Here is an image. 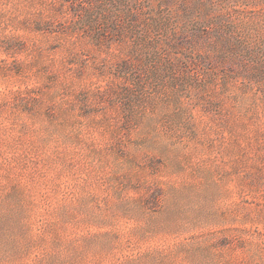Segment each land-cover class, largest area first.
Instances as JSON below:
<instances>
[{
  "label": "rangeland",
  "instance_id": "rangeland-1",
  "mask_svg": "<svg viewBox=\"0 0 264 264\" xmlns=\"http://www.w3.org/2000/svg\"><path fill=\"white\" fill-rule=\"evenodd\" d=\"M0 264H264V0H0Z\"/></svg>",
  "mask_w": 264,
  "mask_h": 264
},
{
  "label": "trees",
  "instance_id": "trees-1",
  "mask_svg": "<svg viewBox=\"0 0 264 264\" xmlns=\"http://www.w3.org/2000/svg\"><path fill=\"white\" fill-rule=\"evenodd\" d=\"M128 1V3L126 4V0H123V3L127 6L128 4H129V0H127ZM127 12H128V14L130 15V12L127 10ZM131 23H133L132 21H131Z\"/></svg>",
  "mask_w": 264,
  "mask_h": 264
}]
</instances>
